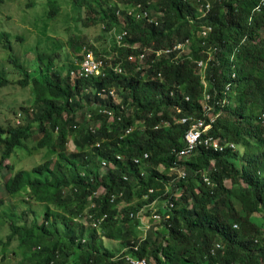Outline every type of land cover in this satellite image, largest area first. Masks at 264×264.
<instances>
[{
	"label": "trees",
	"instance_id": "1",
	"mask_svg": "<svg viewBox=\"0 0 264 264\" xmlns=\"http://www.w3.org/2000/svg\"><path fill=\"white\" fill-rule=\"evenodd\" d=\"M204 2H211L212 11L198 19L201 13L194 0H72L68 6L61 0L50 1L48 14L41 20L43 26L35 27L38 65L29 72L10 55L17 73L0 70V88L14 82L32 93L31 109L22 106L18 113L22 125H0V189L7 197L21 195L23 200L39 204L44 222L28 226L19 222L23 220L16 212L11 214L6 236L0 228V254L15 245L13 252L20 257L16 264H121L125 256L145 259L146 264H264V0ZM125 3H140L162 13V17H156V25L129 20L123 27L128 26L132 37L126 39L129 42L157 49L191 39L196 60L206 55L199 47L203 41L218 46L215 55L221 63L210 66V92L214 87L221 91L230 81L229 55L245 40L238 55L237 85L225 107L227 115L218 118L211 131L233 148L222 152L203 147L194 150L180 164L187 171L186 178L171 190L179 193L178 198L165 190L170 181L169 168L177 159L174 150L185 147L184 135L189 126L174 123L171 118L193 112L200 115L202 85L194 61L183 58L176 64L164 60L149 73L133 72V67L123 75L105 72L103 77L72 81L70 72L78 68L83 56L74 59L63 45L53 49L48 36L50 19L60 15V22L67 24L70 10L80 11V6L95 15L86 21L103 24L105 31L117 27L119 32L115 12ZM60 7H67L68 12ZM188 16L196 20L191 23ZM202 26L213 28L207 39L201 37ZM2 41L13 51L9 35L0 34ZM73 45L76 54L85 46L96 57L109 54L99 53L89 44ZM223 48L225 51H220ZM112 51L124 57L115 44ZM62 54L66 60L57 68V58ZM122 66L132 67L126 62ZM158 72L165 81L153 80ZM15 74L23 77L15 79ZM112 88L120 98L117 105L107 93ZM220 91L213 104L222 99ZM215 107L218 109V105ZM177 108L182 112L178 113ZM99 109L110 111L114 120L98 113ZM87 114L92 123L99 122L95 133L88 129ZM165 121L172 122L169 128L163 126ZM160 125L163 128L156 129ZM133 127L134 131L127 134ZM34 137L38 142L33 141ZM69 139L75 144L74 153L67 149ZM251 140L257 151L240 155V149H247ZM30 145L32 151L44 152L41 165L18 173L15 166H8L11 174L16 173L3 183L5 162L18 153L31 151ZM144 153L149 159L147 165L140 166L134 160ZM239 158L243 160L241 166L237 164ZM103 161L110 168L105 172L101 171ZM160 166L165 167L163 172L158 171ZM201 173L206 174L209 185ZM225 180L231 185L225 186ZM100 187H104V193L93 197ZM150 188L155 191L144 199ZM67 189L72 198L66 197ZM113 194L117 196L111 201ZM90 196L97 206L87 209ZM159 198L173 202L171 209L157 203L158 211L170 217L155 223L148 213L140 212L143 220L152 222L142 238L137 229L139 220L130 214L135 215L144 204ZM122 202L126 205L119 208ZM5 204L0 197V208ZM87 210L96 219L107 214L99 229L78 221L88 215Z\"/></svg>",
	"mask_w": 264,
	"mask_h": 264
},
{
	"label": "rangeland",
	"instance_id": "2",
	"mask_svg": "<svg viewBox=\"0 0 264 264\" xmlns=\"http://www.w3.org/2000/svg\"><path fill=\"white\" fill-rule=\"evenodd\" d=\"M47 1L49 0H32V2L35 4V7H32V9L30 7H27V4H29L31 0L2 1L3 4L0 5V11L4 13L3 16L0 14V29L8 32L13 47V51H10L4 46L5 41L0 42V70L4 71L5 74H8L10 72L17 73L16 68H14V65L10 62L9 59L10 55H13L14 58L20 62V64H23L24 67L29 70V72L33 71L34 68L38 65L39 63L37 60L38 53L37 50L35 49L36 45H34L36 42H38L37 31L35 27L43 26L41 20L46 18V14H48V7L50 4V3L48 4ZM61 1H64L66 3V6H68L67 2L69 1L72 2V0H61ZM114 1L116 0H113V2ZM194 2H195L194 5L199 8V4L195 0ZM209 3L211 4V2ZM126 6L127 4H123V7ZM61 8L63 9L64 12L66 13L68 12L67 7H60V10ZM142 8H144V5L142 6ZM79 9L80 11L76 10L75 8L70 10V14L68 16L69 22L67 24L60 22V15L54 17L55 18L54 20L52 19L49 20L47 27L49 31L48 36L51 37L53 42L52 48L54 49V47H57V45H63V47H66L68 52L72 55V57L73 58L75 57L74 59H76L78 56H81V53L76 54L74 52L73 43L89 44L92 45L99 53L102 52H104L105 54L109 53L114 45V35H115V31L118 32L117 31L118 28L114 27L111 28L109 31H105L103 24L100 23L93 24L91 22L86 21L87 19L94 18L95 15L90 14L91 12L87 11V9L84 6H80ZM147 12L149 14H154L153 9L148 8ZM137 16H138L137 14L134 15L135 18H137ZM79 18L83 21H80ZM117 19L120 23L121 32L120 34L116 35L115 38L119 39V36L125 33V31H122L121 28L126 26L129 21L127 20L126 14L123 16L117 15ZM134 22H139V21L134 20ZM9 23L11 25L8 26ZM126 28L128 29V26ZM130 39L132 40V37H130ZM244 41L245 40L243 39L240 46L244 43ZM124 46L128 48L131 52L133 51L141 52L142 50L154 52L155 50L161 51L171 48V47H164L157 49L154 48L149 49L144 47L142 44H140L137 41L130 42L129 44H126ZM240 46H238V48ZM92 52L94 53L93 50ZM187 52L188 50H186V53ZM149 54L150 53L147 52L145 55L148 56ZM64 60H66V58L65 55L62 54L60 57L57 58L55 66L57 68L62 66L64 64ZM115 73H123V70L122 69L117 70ZM118 75H123V74H118ZM22 77L23 75L15 74V79ZM163 79L164 77L162 74V77L159 78L158 80H160V82H163L165 81ZM31 102H32L31 89L23 87L18 83L12 82L10 85L4 88H0V125L4 127L7 126L18 127L22 125V118H21L22 116L19 115L18 113L21 114L22 106H24V108L31 109L30 108ZM226 113H224L222 117H225L227 115ZM80 117L81 116H78V118ZM64 119L66 120L67 118L65 117ZM75 128H77V126H75ZM40 139L41 136L39 137V140ZM33 141L38 142V140L35 137ZM253 144H254V140H251L250 146L247 149L243 150L241 148L240 155H243L244 153L250 154L252 152H256L257 150L255 148H252ZM33 145L32 146L30 145L31 151H29L28 153L26 152L18 153L10 161L5 162L4 164L5 168L1 172L3 183H5L8 179L12 178L16 172L18 173L19 171H29L34 167L41 165V160L44 157V152L38 153L32 151ZM67 149L69 153H74L76 151V147L75 144H73L72 139H69ZM237 161H238L237 164L241 166L243 160H240L239 158L237 159ZM8 166H15L16 172L14 174H11L12 172L8 168H6ZM211 167L212 165L209 166L208 168L209 171L211 170ZM164 170H165L164 166H160L158 168L159 172H163ZM102 172H105V170H103ZM204 176H206V174H204ZM168 177L170 178V181L168 183V186L166 187V190L169 193L172 192L171 190L173 188L175 189L176 187L175 184L178 181L184 180L186 178L184 177L183 179H179V177H177L176 174H171L170 172L168 174ZM224 185L230 186L231 184L228 180H225ZM242 185L245 184L242 183ZM102 189L103 188H101V190ZM171 194L174 195L176 198L179 197V193L178 194L171 193ZM0 197L5 200L6 207L8 208V212L10 214V215H4L0 218V228H2V231L4 233L3 236H6L7 231H9V228H7V226L8 223L10 222V216L15 212L20 218H22L23 221H19L21 224H27L28 226H30L34 222H37L38 224L44 222V217L41 215L42 212L41 206L33 202L32 200H27V199L23 200L24 196L21 195H18L16 198L7 197L6 194H3V190L1 189H0ZM66 197L72 198V193L68 189L66 191ZM26 201H29L31 203L30 204L24 203ZM165 201L166 200H162L160 198L155 199L152 202H148L144 204V206L140 207V209L142 208L143 209L142 211L150 214L152 211H157L158 202L164 203ZM125 205L126 202H122L119 204V208H122ZM254 218L259 219L257 217ZM81 223L86 224L87 220L83 219ZM151 223H152L151 221H148L147 219L143 220L141 217L137 225V229H140L143 226L145 228L147 227V224L151 225ZM150 229L151 227L146 231V234L147 232L150 231ZM139 232L142 233V230H140ZM146 234L142 233L141 237L144 238ZM107 245L109 246V243H107ZM112 247L114 248L115 246L112 245ZM14 249H15V245L9 246V249L4 255L0 254V264H16L17 261L20 260V257L16 256V254L13 252Z\"/></svg>",
	"mask_w": 264,
	"mask_h": 264
},
{
	"label": "built area",
	"instance_id": "3",
	"mask_svg": "<svg viewBox=\"0 0 264 264\" xmlns=\"http://www.w3.org/2000/svg\"><path fill=\"white\" fill-rule=\"evenodd\" d=\"M113 1V0H112ZM117 1V0H116ZM114 1V2H116ZM205 0H196V2L199 4V12L201 15L198 19L206 17L207 14H209L212 11V4L209 2H204ZM126 4V3H125ZM147 4H150L149 2ZM142 4H127L126 7L120 8V10H117L115 12V15H127V20H145L146 24L154 23L156 22V17H162V13L154 12V14H149L147 12V9L145 6L142 8ZM258 11H260V7L257 8ZM137 14V18L134 17V15ZM188 19L191 23H193L196 19H194L191 16H188ZM202 32L201 37L204 39H207L210 37V34L213 32V28L211 26H202ZM122 31H125L124 34H121L119 36V39H116L115 36L120 34V32L115 31L114 35V44L118 50H121L124 53V57L121 58L118 56L117 51H110L108 55H101L100 57H96L95 54L90 49L84 48L82 55L83 59L80 61L79 66L77 69L72 70L70 72V76L72 81L76 78H87V77H100L104 76L105 72H112L113 74H124L127 73L128 70H131L133 72L142 73V72H148L153 68V66L157 65V63L162 62L164 60H168L172 63H178L180 59L187 58L189 60H193L195 64V71L197 72L198 76L200 77L201 84H202V97L200 100V115H197V113H189L188 115H182L181 117H177L176 115H173L171 120L174 123L182 124L183 126H189L185 135H184V145L185 147L180 151H175L174 153L177 154V159L174 162V164L169 168V172L171 174H176L179 179H183L186 177L187 173L184 170L183 166L180 164L182 162H186L191 156L194 150L198 149L199 147H203L208 150H213L215 152H222L226 148H233V145L231 143H228L226 140H223L221 137H215L212 135L211 131L213 127L215 126L218 118L222 117V115L225 112V107L229 105L230 102V94L233 92V90L236 87V80H237V66H238V55L240 53L241 46L236 45L234 46V50L232 53H230V60H229V68L230 71L228 73L229 82L221 89V91L218 88H213V90L210 92L209 90V69L211 65H220V58L217 54L219 48L216 44L207 43V41H203L201 44H199V47L202 48V52H204L206 55L201 59H194L193 58V41L191 39H187L183 43H177L174 44L173 47L168 48L166 50H155L154 52H150L147 50H142L141 52L133 51L131 52L128 48H126L124 45L129 44L130 42L126 39H130V34L127 28H123ZM238 46H240L238 48ZM145 47V46H144ZM147 48V47H146ZM186 50L188 52L186 53ZM220 51H225V49H220ZM150 53L148 56H146V53ZM150 62L148 63V60ZM126 62L131 64L132 67H123L122 63ZM123 70V73H115L117 70ZM145 74V73H144ZM162 77L161 72H158L157 76L153 78L154 81L158 80ZM221 92L222 99L217 101L215 104H213V101H215L216 93ZM108 95H110L112 102L116 105L118 104L116 101V98L118 97L115 93L114 89H109L107 91ZM174 92L171 93L173 95ZM100 95V94H99ZM106 94H102L101 97L105 98ZM186 101H189V96L185 97ZM215 105H218V109L215 107ZM177 112L181 113L182 109L177 108ZM98 113L100 114H107L110 121L114 120V116L111 114L110 111L107 110H98ZM78 116H81V114H78ZM87 122L92 123L91 115L87 114ZM262 122L264 123V114L261 118ZM94 121V120H93ZM171 121H165L163 123V126L166 128H169L171 126ZM163 126H157L156 129L159 127L163 128ZM97 128H99V122H95L92 125L89 126V130L92 133H95ZM135 127L129 128L126 133L129 134L133 132ZM100 144H96V147L99 148ZM149 159V155L147 153H144L142 158H137L134 160V162L140 166L147 165V160ZM213 166V163H211ZM109 168L106 161H103L101 164V171L105 170L107 171ZM144 174V173H143ZM203 176V181L208 185L209 181L204 176L203 173H201ZM125 180L128 178L125 177ZM101 188H103L101 190ZM105 191L104 187H100L97 191L93 193V197H98L101 194H103ZM167 191V190H165ZM154 192V188H150L148 193L145 194L144 199L148 198L149 193ZM122 195V193L120 194ZM117 195L113 194L111 197V201L115 199ZM92 196L89 197V207L95 208L97 206L96 201L93 199ZM162 206H165L169 209H171L174 204L173 202L169 201L162 203ZM142 208L134 215L133 213L130 214L131 217L135 216L138 218V220L141 219L140 212H142ZM88 215L79 218L78 221H81L83 219L87 220V223L84 224L85 226H92L99 229L102 222L106 219L107 214H104L103 216H100L99 218H95L94 214H90V210H87ZM85 215V214H84ZM150 218H152L153 222H159L162 219H168L170 214L165 213L162 214L158 211H152L150 214ZM144 228L141 227L138 229L139 231L142 230V233L146 234V231L150 228V224H147V227ZM145 238V237H144ZM86 239H84V243H86ZM134 249H136L134 247ZM125 260L121 264H146L145 259H137L133 258L131 256H125Z\"/></svg>",
	"mask_w": 264,
	"mask_h": 264
},
{
	"label": "clouds",
	"instance_id": "4",
	"mask_svg": "<svg viewBox=\"0 0 264 264\" xmlns=\"http://www.w3.org/2000/svg\"><path fill=\"white\" fill-rule=\"evenodd\" d=\"M2 1H3V0H0V5L3 4ZM5 1H7V0H5ZM50 1H51V0L47 1V3L49 4ZM110 1L113 2L112 0H110ZM27 7H30L31 9H32V7H35V4L32 2V0H31V2H29V4H27ZM3 13H4V12H1V11H0V14H1L2 16H3ZM7 17H8V16H7ZM9 25H11V24L9 23L8 26H9ZM119 32H120V31H119ZM0 34H7V35H8V32L3 31V30L0 29ZM84 48H86V49H90V50H91V48H87L86 46H85ZM84 48L82 49V52H83ZM82 52H81V55H82ZM79 54H80V53H79ZM92 124H93V123H90L89 126L92 125ZM94 124H95V121H94ZM89 126H88V129H89ZM89 131H90V130H89ZM4 215H10L9 212H8V208L6 207V204H5V206H4L3 208H0V218H1L2 216H4Z\"/></svg>",
	"mask_w": 264,
	"mask_h": 264
},
{
	"label": "crops",
	"instance_id": "5",
	"mask_svg": "<svg viewBox=\"0 0 264 264\" xmlns=\"http://www.w3.org/2000/svg\"><path fill=\"white\" fill-rule=\"evenodd\" d=\"M112 89H114V88H112ZM114 90H115V89H114ZM116 101H118V102H117L118 104L121 103L119 97L116 98ZM115 104H116V103H115Z\"/></svg>",
	"mask_w": 264,
	"mask_h": 264
}]
</instances>
